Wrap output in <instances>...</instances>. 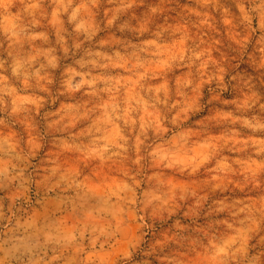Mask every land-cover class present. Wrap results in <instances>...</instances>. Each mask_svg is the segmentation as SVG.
I'll use <instances>...</instances> for the list:
<instances>
[{"label": "clouds", "instance_id": "clouds-1", "mask_svg": "<svg viewBox=\"0 0 264 264\" xmlns=\"http://www.w3.org/2000/svg\"><path fill=\"white\" fill-rule=\"evenodd\" d=\"M0 264H264V0H0Z\"/></svg>", "mask_w": 264, "mask_h": 264}]
</instances>
